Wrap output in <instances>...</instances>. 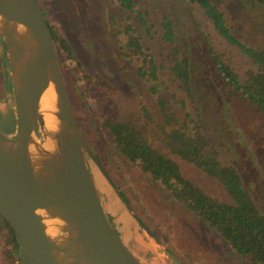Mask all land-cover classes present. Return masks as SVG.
<instances>
[{
    "label": "rangeland",
    "instance_id": "obj_1",
    "mask_svg": "<svg viewBox=\"0 0 264 264\" xmlns=\"http://www.w3.org/2000/svg\"><path fill=\"white\" fill-rule=\"evenodd\" d=\"M37 1L46 22L54 26L72 48V58L66 57L64 51H58L57 56L75 122L132 208L183 264H232L229 258L234 256L217 229L171 198L161 185L150 181L135 163L126 159L110 142L102 120L132 116L160 122L156 101L165 97L178 117L188 112L187 124L199 128L217 149L222 163L236 168L242 185L264 212V116L254 103L221 79L207 50L209 47L223 49L237 71L245 65V58L219 37L194 3L132 0L133 9L128 10L118 0ZM212 1L223 11L236 36L248 45L260 47L264 53V4L252 0ZM136 12H140L143 21ZM164 21L170 23L174 43L187 55L193 100L179 87L170 71V41L164 36ZM127 32L137 36L146 58L149 54L154 78L148 76V69L145 75L138 72L140 66L147 67L146 60L141 61L138 54L124 51ZM2 59L0 53V61ZM6 66L8 69L7 60ZM6 80L7 77L5 85ZM3 83L0 63V131L12 133L13 100L11 91V98L3 93ZM147 125V135L156 145L152 124ZM172 156L181 174L214 200L234 202L218 178L179 155ZM89 160L88 165L91 163L96 172L94 176L90 171L98 189L101 173ZM98 193L103 195L101 191ZM103 197L102 207L121 240L147 250L149 256L143 260L148 264H170L157 242L137 223H133L128 234L124 233L121 220L116 219L114 211H109L112 206ZM112 198L127 218L119 200L114 195ZM118 230L122 231L124 239ZM0 264H17V254L11 250L4 230H0Z\"/></svg>",
    "mask_w": 264,
    "mask_h": 264
},
{
    "label": "water",
    "instance_id": "obj_2",
    "mask_svg": "<svg viewBox=\"0 0 264 264\" xmlns=\"http://www.w3.org/2000/svg\"><path fill=\"white\" fill-rule=\"evenodd\" d=\"M0 39L15 122L12 133L0 131V215L13 232L20 264H143L108 220L86 157L168 262L183 264L135 212L83 138L37 0H0ZM48 86L51 101L42 106Z\"/></svg>",
    "mask_w": 264,
    "mask_h": 264
},
{
    "label": "trees",
    "instance_id": "obj_3",
    "mask_svg": "<svg viewBox=\"0 0 264 264\" xmlns=\"http://www.w3.org/2000/svg\"><path fill=\"white\" fill-rule=\"evenodd\" d=\"M118 1L126 9H133L132 0ZM182 1L196 4L219 37L235 47L245 58V65L237 71L231 65L229 58L225 56L223 49L209 47L207 50L221 79L247 101L254 103L264 116V53L262 49L241 41L235 35V31L228 23L223 11L212 0ZM252 1L264 4V0ZM136 13L143 21L140 12ZM47 24L57 52L64 51L66 57L72 58V48L65 37L59 34L54 26ZM162 25L165 29L164 36L170 41V71L179 87L193 100L187 55L181 52L174 43L170 23L164 21ZM123 48L124 51L141 56V61L146 60L147 67L142 69L140 66L138 72L145 75L146 69H148V76L154 78L152 60L149 54L146 58L137 36L127 32ZM59 65L62 71L61 61H59ZM156 107L160 122L147 118L140 120L132 116L119 120L112 117L103 118L102 125L107 130L110 142L126 159L135 163L139 171L146 175L150 181L161 185L171 198L178 200L186 209L202 216L216 228L220 236L227 242L231 256H234L229 258L232 264H264V212L257 207L249 192L242 185L236 168L231 164L222 163L218 158L217 149L208 142L199 128L196 125L189 126L187 124L190 119L188 112L184 111L183 116L178 117L165 97L157 99ZM147 124H152L151 129L156 145L147 135ZM174 154L218 178L233 197L234 202L214 200L195 182L183 176L178 163L173 159L172 155ZM99 176L100 187L98 189L111 204L112 209L109 211H114L117 214L116 219L121 220V228L125 231L124 233L128 234L136 221L115 196L104 177L101 174ZM113 195L127 213V218L122 214L119 205L114 203ZM0 230L6 232L11 250L17 253L13 232L1 215ZM17 264H20L18 257Z\"/></svg>",
    "mask_w": 264,
    "mask_h": 264
},
{
    "label": "flooded vegetation",
    "instance_id": "obj_4",
    "mask_svg": "<svg viewBox=\"0 0 264 264\" xmlns=\"http://www.w3.org/2000/svg\"><path fill=\"white\" fill-rule=\"evenodd\" d=\"M0 53L2 54V56H3V58L4 59H2V61H0V63H1V68H2V79H3V93L5 94V96L7 95H9L10 96V98H11V95L9 94L10 93V91H11V89H10V79H9V73H8V69H7V66H6V56H5V52H4V48H3V45H2V40L0 39ZM3 74H4V78H6L7 77V80H6V85H5V81H4V78H3ZM7 81H8V83H7ZM78 125V124H77ZM2 128V127H1ZM81 131V130H80ZM82 133V136L83 137H85V135L83 134V132H81ZM91 150H92V152L96 155V152H95V150L93 151V149L91 148ZM96 157H97V155H96ZM90 158L89 157H86V162H87V165H88V160H89ZM91 160V159H90ZM89 160V161H90ZM92 161V160H91ZM93 162V161H92ZM95 165V164H94ZM88 167H89V169H91L90 171H92V173L94 174V176H95V170H94V168H93V166H92V164L90 163L89 165H88ZM95 187H96V184H95ZM96 190H97V193L98 192H100V191H98V189H97V187H96ZM98 196H99V193H98ZM99 199H100V202H101V204L104 206V204H105V202H104V197H103V195H101V193H100V196H99ZM102 199V200H101ZM115 222V221H114ZM116 225L118 226V223L116 222ZM139 227V226H138ZM119 231V233H120V235L122 236V238L124 239V237H123V234H122V231L121 230H118ZM125 241V240H124ZM126 242V244H127V241H125ZM128 245V244H127ZM128 247L133 251V253L138 257V259L143 263V264H148V263H146L143 259H145V258H147V256H149L148 254H149V252L147 251V250H142L140 247H136V246H134V244L131 242V245H128ZM133 248H135V249H133Z\"/></svg>",
    "mask_w": 264,
    "mask_h": 264
},
{
    "label": "bare ground",
    "instance_id": "obj_5",
    "mask_svg": "<svg viewBox=\"0 0 264 264\" xmlns=\"http://www.w3.org/2000/svg\"><path fill=\"white\" fill-rule=\"evenodd\" d=\"M49 86L42 92L41 96H40V104L42 106H48L50 103V99H51V94L49 91ZM51 119L49 118V114L48 113H44V122L46 125H50L51 124Z\"/></svg>",
    "mask_w": 264,
    "mask_h": 264
}]
</instances>
